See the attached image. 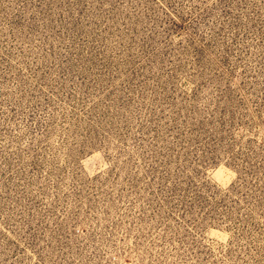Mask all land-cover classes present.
<instances>
[{"label": "rangeland", "instance_id": "374dc122", "mask_svg": "<svg viewBox=\"0 0 264 264\" xmlns=\"http://www.w3.org/2000/svg\"><path fill=\"white\" fill-rule=\"evenodd\" d=\"M0 264H264V0H0Z\"/></svg>", "mask_w": 264, "mask_h": 264}]
</instances>
